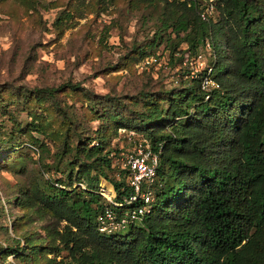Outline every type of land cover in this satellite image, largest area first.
I'll use <instances>...</instances> for the list:
<instances>
[{"label":"rangeland","instance_id":"1","mask_svg":"<svg viewBox=\"0 0 264 264\" xmlns=\"http://www.w3.org/2000/svg\"><path fill=\"white\" fill-rule=\"evenodd\" d=\"M161 15L145 0H0V264H81L62 242L76 228L45 198L61 188L107 198L111 183L77 156L80 139L103 141L117 179L138 143L191 125L168 116V92L198 63ZM67 82L83 88L59 92L64 110L36 91ZM157 106L165 121L148 130L140 116Z\"/></svg>","mask_w":264,"mask_h":264},{"label":"trees","instance_id":"2","mask_svg":"<svg viewBox=\"0 0 264 264\" xmlns=\"http://www.w3.org/2000/svg\"><path fill=\"white\" fill-rule=\"evenodd\" d=\"M145 1L162 4L161 30H171L176 48L185 43L195 57L210 43V78L218 87H203L204 69L168 92V116L192 123L152 139L161 157L155 205L126 234L102 233L98 216L133 193L129 170L111 177L112 152L99 138L80 139L77 156L116 197L112 203L98 192L61 187L46 196L76 228L62 235L63 249L79 253L81 264H264V0H218V21L202 18L204 0ZM65 88L83 87L67 82L36 91L64 110L58 95ZM140 119L148 130L165 121L159 106Z\"/></svg>","mask_w":264,"mask_h":264},{"label":"built area","instance_id":"3","mask_svg":"<svg viewBox=\"0 0 264 264\" xmlns=\"http://www.w3.org/2000/svg\"><path fill=\"white\" fill-rule=\"evenodd\" d=\"M218 0H204L205 7L201 13L203 19L207 20L216 12ZM207 50H211L210 43L206 45ZM197 60L198 65L192 70V74L206 69L207 75L204 77V88L218 87L210 78L213 67L206 63L203 54L199 52L197 56L191 57ZM196 63V64H197ZM160 152L152 149L151 143L144 140L138 143L134 150L128 153L125 167L129 170V185L133 188V193L124 203H113L116 197L108 199L112 206H105L98 216L99 230L105 234H114L128 231L132 225L139 224L146 215L150 214L155 205V189L157 185V173L160 166ZM128 205V207L126 206Z\"/></svg>","mask_w":264,"mask_h":264},{"label":"bare ground","instance_id":"4","mask_svg":"<svg viewBox=\"0 0 264 264\" xmlns=\"http://www.w3.org/2000/svg\"><path fill=\"white\" fill-rule=\"evenodd\" d=\"M103 192H105V196L109 199H111L114 196V191L113 188L111 187V185H109L108 190H103Z\"/></svg>","mask_w":264,"mask_h":264},{"label":"clouds","instance_id":"5","mask_svg":"<svg viewBox=\"0 0 264 264\" xmlns=\"http://www.w3.org/2000/svg\"><path fill=\"white\" fill-rule=\"evenodd\" d=\"M113 188H114V186H113ZM115 189V188H114Z\"/></svg>","mask_w":264,"mask_h":264},{"label":"water","instance_id":"6","mask_svg":"<svg viewBox=\"0 0 264 264\" xmlns=\"http://www.w3.org/2000/svg\"><path fill=\"white\" fill-rule=\"evenodd\" d=\"M115 190V189H114Z\"/></svg>","mask_w":264,"mask_h":264}]
</instances>
